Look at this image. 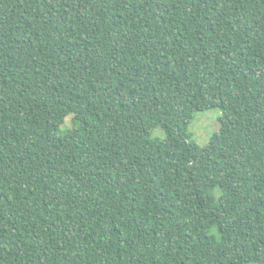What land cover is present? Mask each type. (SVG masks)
<instances>
[{
	"label": "trees",
	"instance_id": "obj_1",
	"mask_svg": "<svg viewBox=\"0 0 264 264\" xmlns=\"http://www.w3.org/2000/svg\"><path fill=\"white\" fill-rule=\"evenodd\" d=\"M249 263L264 0H0V264Z\"/></svg>",
	"mask_w": 264,
	"mask_h": 264
},
{
	"label": "rangeland",
	"instance_id": "obj_2",
	"mask_svg": "<svg viewBox=\"0 0 264 264\" xmlns=\"http://www.w3.org/2000/svg\"><path fill=\"white\" fill-rule=\"evenodd\" d=\"M221 116L222 110L218 107L196 112L194 119L189 126V129L192 132L193 140L202 146L208 144L212 135L220 128ZM66 124L73 126L72 119L70 117L67 118ZM151 134L156 138H165L167 136L166 131L161 127L153 129Z\"/></svg>",
	"mask_w": 264,
	"mask_h": 264
}]
</instances>
